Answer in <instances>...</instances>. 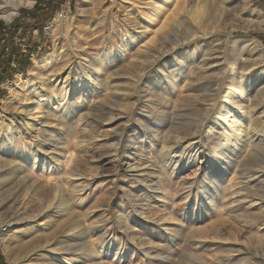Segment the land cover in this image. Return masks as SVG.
<instances>
[{
    "label": "rangeland",
    "instance_id": "374dc122",
    "mask_svg": "<svg viewBox=\"0 0 264 264\" xmlns=\"http://www.w3.org/2000/svg\"><path fill=\"white\" fill-rule=\"evenodd\" d=\"M151 1H95L80 15L79 0H68L42 29L32 31L28 24L37 22L31 15L38 0L21 6L12 22L0 19L3 30L22 26L12 43L30 62L25 73L8 72L11 78L0 83V112L2 100L11 94L6 84L15 83L19 74L28 76L37 60L52 57L35 82L41 86L64 67H88L92 58L102 59L125 42L120 58L104 63L107 69H93L100 75L99 101H92L94 116L86 125L63 115L68 103L80 102L82 113L88 111L78 99L95 86L86 69L74 75L77 84L66 89L61 85L51 100L34 97L36 87L27 91L32 99L27 103L19 93V103L26 107L18 110L10 104L8 113L0 116L2 135L16 137L13 149L24 153L21 160L34 150L38 164L51 166L39 171L31 160L12 169L7 162L13 151L6 150L0 189L2 183L9 184L0 191V200L28 191L31 198L22 203L21 197L18 205L0 204V235L9 233L14 241L8 244L11 260L0 242V264L46 263L47 249L31 252L25 247L41 221L53 223L57 247L81 244L79 264H92L84 247L97 249L102 241L105 249L112 246L110 258L102 249L97 253L104 264H264V213L247 207L248 201L264 196V183L243 191L242 180L230 175L233 157L225 156L244 143L248 133H258L247 132L244 121L229 130L221 125L225 117L233 120V114L224 112L231 105L235 87L230 81L237 72L245 68L253 95L264 89V28H257L254 12L264 14V0ZM4 11L0 9V15ZM40 13L36 9V17ZM58 15L68 27L56 21ZM7 39L6 34L0 36V64L8 53ZM14 60L11 68L18 66ZM259 105L250 110L254 118L264 111V100ZM68 131L73 136L63 135ZM25 173L47 184L44 192L26 189ZM49 174L60 176L63 191L51 188ZM239 196L247 203L233 204ZM17 216L20 220L12 219ZM124 220L128 228L121 227Z\"/></svg>",
    "mask_w": 264,
    "mask_h": 264
},
{
    "label": "bare ground",
    "instance_id": "6f19581e",
    "mask_svg": "<svg viewBox=\"0 0 264 264\" xmlns=\"http://www.w3.org/2000/svg\"><path fill=\"white\" fill-rule=\"evenodd\" d=\"M33 1L34 0H0V9L6 10L3 12L2 15H0V19H3L8 23L12 22L14 17H16L19 13L18 9L24 5H28V6L33 5ZM95 1H98L97 2L98 4H104V3L108 2V0H79V6L77 8L78 13L80 15L85 13V11H86L85 7H87L89 5H93V3ZM155 2H156V0H152L150 3H151V5H154ZM254 12L256 14V19H257V23H256L257 28L258 27L264 28V14L262 12L256 10V9L254 10ZM61 17H63V16L58 15L56 21L61 22L63 28L68 27L69 25L68 24L66 25V23L68 21H66V19L61 20ZM67 19H69V18H67ZM140 20L145 23L144 19H140ZM124 46H125V42L123 43L122 48H124ZM122 48L120 47V49H118V51L113 52L112 54H110V53L109 54H107V53L102 54V56H101V57H103L102 59L99 57V55L92 58V60H90V65L88 67H86L85 65H81L80 63H78V64L73 63L72 65H68V66L64 67L63 69H61L62 72L60 73V75L56 76L53 80H51L47 84L42 83L41 86L38 85L39 87L37 86V84L35 82H36L37 78L42 75L43 71H45L46 67L48 66L46 64L50 59H52V57L47 56V57L43 58L41 61L37 60L35 62V64H33L31 66L28 76H25V75L23 76L22 74H19L17 76L18 79L16 80L15 83H12V84L7 83L6 84L7 86H9L11 94H10V96H8L7 98H4L2 100L3 106H2V111L0 112V116L3 115V113L7 112L10 104L11 105L16 104L17 106H19L18 110L19 109L23 110L24 107H26V106H25L24 102H23V104L19 103L18 96L20 94H21V96H23L25 94V96H24V98L26 99L25 103H27V101H31L32 100L31 96H30V94L27 95V91L33 87H36V88H33V91H35L34 97L41 98V99H43V97H46L47 99L51 100L52 93H54V91L56 89H58L61 85H62V88L66 89L68 86H73L74 84H77V82L73 81L74 75L77 74V71L79 69H82V71L86 69V74L92 73L95 86L93 85V87L91 89L86 90L84 95H80L78 97V99L81 101H84V106L88 107V111L85 113H82V111L84 109H82L83 107L81 108V106H83V105H81L80 102H76L74 104H71V103L66 104V106H67L66 110L63 112V115H65L67 117V119L75 120V122L79 125H81V124L86 125V122L88 121V119L90 117L94 116L93 112H92L93 109L91 107L92 101L98 100L96 98H99V95H98L99 92L97 90V88H99V87H98L97 82L100 79V75H98V73H96V72H93V69L99 70V69H101L100 66H103L102 69L103 68L107 69V66H105L104 63L109 62L115 58H120V55L123 54ZM61 57H62L61 55H58V58H61ZM96 60H98V61H96ZM241 65H244V67H245L246 63H241ZM238 66H239V64H238ZM242 69H243L241 71L242 73L237 72V75H235V77L230 81V85L235 87V91H234V95L232 96V99H231L230 107H228L227 110L224 112L225 115L233 114V120H232V122H229L227 120V118L225 117L222 119L221 125H223L226 129L229 130L232 126H236L240 122L244 121L243 125L248 124V126L245 125L243 127L244 129H246L247 132L253 131V133H258V135H259V136L257 135V137H256V134H255V136H252V135L249 136V133H248L247 138L245 139L244 143H242V144L237 143L233 147V149H229V151H230L229 153L227 152L225 154L226 157H233L234 160L231 161L230 165H229V169L232 168L230 175H234V177H236V179L242 180V186H243L242 190L244 191V190L248 189L247 188L248 186H251L253 189H258V188L262 187V184L264 183V121L259 123L260 118L261 119L264 118V111L260 114V116H258L259 118H256V117L254 118V115L250 111V110H252V107L254 108V107L260 106L259 105L260 100H264V89L262 87L260 89H257L256 95H253L251 93L250 89H248V87L246 86L247 75L245 73V68H242ZM84 79H85V75H83V76L81 75L80 81H82ZM48 80H49V78H48ZM200 90H202V89H200ZM239 94L243 95L244 99L241 100L239 98L240 97ZM101 102H103V101H101ZM60 106H61V104H60ZM94 114H96V113H94ZM262 120H264V119H262ZM71 132L72 131L62 132V133H63V135H65L67 137V136H73L71 134ZM19 135L22 138V136H23L22 132H20ZM238 135H240V134H238ZM254 137H256L257 139L254 140ZM15 138L16 137L10 133L9 134L7 133L3 136L2 130L0 127V162H1L0 164L2 165V162H5V164H6L5 159L7 160V158H5V156H6V152L8 151L7 149H11L13 152L12 153L9 152L10 153L9 155H10V157L13 156V158L12 159L10 158V160L8 159L7 163H8V165L13 167L12 169L17 168V170H19V169L23 168L24 166H26L25 164H23L24 162L30 163L31 160H34L33 167H35V168L38 167L39 171L42 169L45 170L47 167L46 164H41V163L38 164V162H37L38 156L36 155L37 153L34 152V150H32V149H31L32 152L30 151L28 153V155H25L23 160L20 159L21 156H24V153L22 154L19 151H14L15 149H13L14 148L13 145H14L15 140H16ZM34 138H37V136H35ZM237 138H239V137L237 136ZM43 142H45V141L43 140ZM57 144L59 145V143H57ZM71 156H73V155H71ZM37 164H38V166H36ZM63 165H65V164H63ZM5 166H7V165H5ZM48 167H49V169L51 168V166H48ZM129 169H130V167H129ZM17 170H13L14 171L12 173L13 176L16 175ZM32 172H33V170H32ZM51 172H53V171H51ZM21 173L23 174L24 171L20 170V174ZM64 174L67 175L66 173H64ZM23 177H24L23 178L24 179V187L26 189L32 190L34 188L40 193L44 192L45 186L47 184L42 185L41 183L37 182V180L36 181L33 180V178H31V175L26 174V173L24 174ZM61 177H63V176H61ZM15 178H16V176H15ZM15 178L11 179V181L13 182V180H15ZM21 178H22V176H21ZM59 179L61 180L60 176L58 178H54L53 175L49 174L46 181L50 184L51 188H53L55 191L56 190L63 191V187H64L65 183L64 184L60 183ZM53 182H54V184H53ZM8 184L9 183H7V182L2 183V187H1L0 191L4 192L5 188ZM30 192L31 191H28V193L23 197L20 195L15 196L14 194H13L14 196L9 195L6 198L1 199L0 204L3 205L4 201L5 202L8 201V202H13L14 205H18L17 203L20 202L21 197L23 198L21 201L23 203V201L27 200L28 198H31ZM63 196H62V198H63ZM241 196H239L240 199L239 198L235 199L233 204H239V205L243 204V202L247 198H241ZM58 197H55L53 199L56 200ZM253 199H255V198H253ZM257 199H258V201L257 200L248 201L249 203H248L247 207H249L253 210H255V209L259 210L263 214L264 213V203H262V201H264V196L260 195ZM245 203H247V200ZM257 213H259V212H257ZM12 219L13 220H16V219L20 220V216H17V218L12 217ZM0 220H2V219H0ZM52 224L53 223L50 221H44V222L41 221V223L36 226V229L34 230L35 233L32 232L31 236L32 235L33 236L30 238L31 240L28 238V240H30V242L27 245H25V247H27L31 252L33 250H35V252H36L37 250L47 249L48 254H46L47 258L44 260L46 262L45 264H79L78 262L81 258V255H82V253L80 252V250L82 251V249L80 248L81 246H79L81 244H78L75 241L76 243H74V244L72 243V245H70V246L67 244H63V245L60 244L61 246L57 247V245H55L56 242L53 243L54 235L52 234V231H54V230H52V229H55V228H51ZM121 227L122 228H128L127 220H124L122 222ZM261 233H262V231H261ZM10 238L11 237H10L9 233L8 234L5 233V234L0 235V242H1V245L3 247V251H4L8 260H11V257L13 254L12 250L9 249V245H8L10 243V240L12 239V238L11 239ZM260 238H262V235ZM262 241L264 244V235H263ZM12 242H14V241H12ZM63 243H65V241ZM23 244H24V242H23ZM105 245L106 244H104V242L102 241L101 245L97 249H95L93 247V245H88L87 247L86 246L84 247V249H86L88 252V258L91 259L92 264H104L103 262H100L98 260L99 257L97 256L98 255L97 253H98L99 249H102L101 253L107 252L106 253L107 258H110L112 256V254H111L112 253V246H111V248L105 249ZM263 250H264V247L262 248V252H263ZM259 251L260 250H258V252ZM79 253H81V254H79ZM84 253H85V250H84ZM118 255H119V253L116 254V256H118ZM222 264H229V263L223 262Z\"/></svg>",
    "mask_w": 264,
    "mask_h": 264
},
{
    "label": "trees",
    "instance_id": "16d2710c",
    "mask_svg": "<svg viewBox=\"0 0 264 264\" xmlns=\"http://www.w3.org/2000/svg\"><path fill=\"white\" fill-rule=\"evenodd\" d=\"M67 1L68 0H38L36 4V8L31 15L34 17V19L37 18L36 20L37 22H35L34 24H30V23L28 24L29 31H32L36 27L42 29L45 24L51 21L54 12L58 11L61 8V6L64 5ZM74 2L75 0H71L72 4ZM36 9L42 10V13H40L39 17H36L37 15ZM19 29H23L21 25L20 26L13 25L10 26L9 29L5 28L4 30L0 29V36H2L3 34L8 35L7 46H5V48L8 49V53L4 54V56H6L5 60L0 64V83L9 80L11 78L10 74L12 73L14 74L17 72L25 73L27 67L30 65L29 60H27V58L26 59L24 58V55L22 54L21 50L19 48H16L12 43V39L16 35ZM13 56L15 57L14 61L18 64L17 68L10 67ZM8 72H10V74Z\"/></svg>",
    "mask_w": 264,
    "mask_h": 264
}]
</instances>
